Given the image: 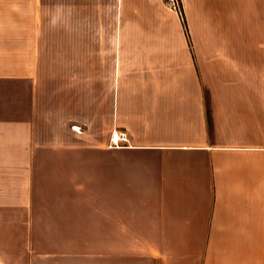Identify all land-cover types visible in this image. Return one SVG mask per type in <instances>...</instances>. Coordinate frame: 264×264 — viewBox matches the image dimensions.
I'll use <instances>...</instances> for the list:
<instances>
[{
  "label": "crops",
  "instance_id": "0c3cea01",
  "mask_svg": "<svg viewBox=\"0 0 264 264\" xmlns=\"http://www.w3.org/2000/svg\"><path fill=\"white\" fill-rule=\"evenodd\" d=\"M40 2L0 11V264H264V0Z\"/></svg>",
  "mask_w": 264,
  "mask_h": 264
},
{
  "label": "rangeland",
  "instance_id": "374dc122",
  "mask_svg": "<svg viewBox=\"0 0 264 264\" xmlns=\"http://www.w3.org/2000/svg\"><path fill=\"white\" fill-rule=\"evenodd\" d=\"M36 0H1L0 3V11L4 13H13V14H28L31 13L32 5L34 8ZM40 4L43 2L45 3L46 0H40ZM165 4V0H162ZM180 5V4H179ZM45 12V8L40 6V12ZM181 13V7H180Z\"/></svg>",
  "mask_w": 264,
  "mask_h": 264
},
{
  "label": "built area",
  "instance_id": "2783aa9c",
  "mask_svg": "<svg viewBox=\"0 0 264 264\" xmlns=\"http://www.w3.org/2000/svg\"><path fill=\"white\" fill-rule=\"evenodd\" d=\"M179 0H165V5L173 11L180 12ZM126 140V134L124 132L113 133L111 136V143L117 145L119 142Z\"/></svg>",
  "mask_w": 264,
  "mask_h": 264
}]
</instances>
